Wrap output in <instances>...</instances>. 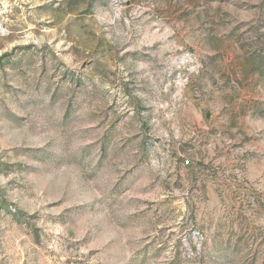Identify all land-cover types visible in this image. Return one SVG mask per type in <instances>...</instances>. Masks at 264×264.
Here are the masks:
<instances>
[{"label": "rangeland", "instance_id": "obj_1", "mask_svg": "<svg viewBox=\"0 0 264 264\" xmlns=\"http://www.w3.org/2000/svg\"><path fill=\"white\" fill-rule=\"evenodd\" d=\"M0 264H264V0H0Z\"/></svg>", "mask_w": 264, "mask_h": 264}, {"label": "water", "instance_id": "obj_2", "mask_svg": "<svg viewBox=\"0 0 264 264\" xmlns=\"http://www.w3.org/2000/svg\"><path fill=\"white\" fill-rule=\"evenodd\" d=\"M178 161L180 162V161H182L181 159H178Z\"/></svg>", "mask_w": 264, "mask_h": 264}, {"label": "built area", "instance_id": "obj_3", "mask_svg": "<svg viewBox=\"0 0 264 264\" xmlns=\"http://www.w3.org/2000/svg\"><path fill=\"white\" fill-rule=\"evenodd\" d=\"M185 162H187V161H185Z\"/></svg>", "mask_w": 264, "mask_h": 264}]
</instances>
